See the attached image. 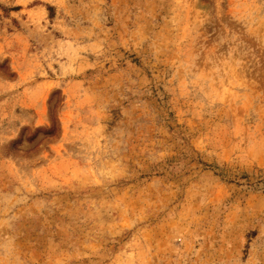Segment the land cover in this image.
I'll list each match as a JSON object with an SVG mask.
<instances>
[{
	"label": "rangeland",
	"instance_id": "rangeland-1",
	"mask_svg": "<svg viewBox=\"0 0 264 264\" xmlns=\"http://www.w3.org/2000/svg\"><path fill=\"white\" fill-rule=\"evenodd\" d=\"M242 174L264 0H0V264H264Z\"/></svg>",
	"mask_w": 264,
	"mask_h": 264
},
{
	"label": "trees",
	"instance_id": "trees-1",
	"mask_svg": "<svg viewBox=\"0 0 264 264\" xmlns=\"http://www.w3.org/2000/svg\"><path fill=\"white\" fill-rule=\"evenodd\" d=\"M48 9H51L50 7ZM204 166H207V165H204ZM210 168H212V170L214 171L215 175L216 176H219V177H222V178H227V174H225V171L222 170L221 168L217 167V166H209ZM237 179L239 180H246L247 181V184L249 189H253V190H256L258 189L259 187H264V176L263 175H260L258 178V181H256V184H251L249 182V177L248 175L246 174H242L240 176H237L236 177Z\"/></svg>",
	"mask_w": 264,
	"mask_h": 264
}]
</instances>
